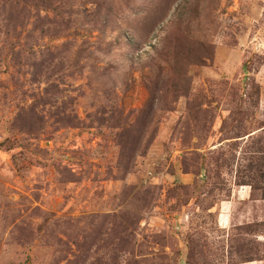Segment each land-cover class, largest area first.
<instances>
[{"label":"rangeland","instance_id":"374dc122","mask_svg":"<svg viewBox=\"0 0 264 264\" xmlns=\"http://www.w3.org/2000/svg\"><path fill=\"white\" fill-rule=\"evenodd\" d=\"M0 264H264V0H0Z\"/></svg>","mask_w":264,"mask_h":264}]
</instances>
